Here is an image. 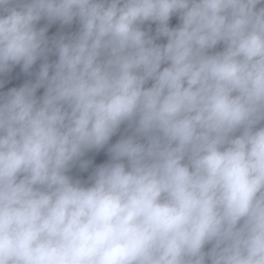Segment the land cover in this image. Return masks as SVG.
<instances>
[{"label":"clouds","instance_id":"9594fccd","mask_svg":"<svg viewBox=\"0 0 264 264\" xmlns=\"http://www.w3.org/2000/svg\"><path fill=\"white\" fill-rule=\"evenodd\" d=\"M38 61L0 93V264H264V0H0V76Z\"/></svg>","mask_w":264,"mask_h":264},{"label":"water","instance_id":"95a60500","mask_svg":"<svg viewBox=\"0 0 264 264\" xmlns=\"http://www.w3.org/2000/svg\"><path fill=\"white\" fill-rule=\"evenodd\" d=\"M45 24H47V21L45 20H41L39 22V24L37 25L38 27H42ZM179 24V18L178 16H173L170 21H169V26L170 27H175ZM145 30H150V33L152 35H155V30H156V23L155 22H146L143 26H142ZM78 29V24L77 23H73V25L71 26H64L63 28H61V25L59 24V22L52 24L49 29H48V35L54 36L56 35L58 32H73L76 31ZM157 43L160 44H164L166 43V38L161 37L159 38L157 41ZM222 45H218L217 46V51L222 49ZM56 57L55 56H50L49 59L50 60H54ZM40 61L37 62L36 65L33 66V68L30 70L31 74L25 73L22 70V66L21 65H16L14 66L11 71H9L8 73H5L4 75L0 76V80L3 81V86L0 87V93H5L7 92L10 88L13 87H20L22 86L25 82L29 81V80H35V73L39 70V65H40ZM166 66V65H164ZM163 67V66H162ZM43 93V89H39L37 92V95H41ZM125 126L121 127V131L118 132L115 136H113L112 140L109 142L110 144L115 143L119 138L120 135L123 134V129ZM107 147L105 146L104 149L100 150L99 152L96 151H90L87 152L85 154L84 157H82V160L85 161H91V164L89 165V167L87 168V170H82L79 167V163H77L76 165L73 166V168L71 169V171L69 172V175H71L74 179H80L82 181H87L88 177L90 176V174L92 173V171L94 170V168L96 166H98L99 164L105 163L107 162V160L109 159L108 153H107Z\"/></svg>","mask_w":264,"mask_h":264}]
</instances>
